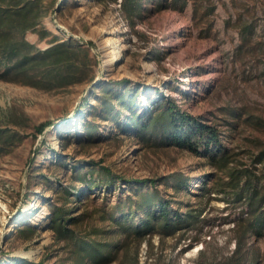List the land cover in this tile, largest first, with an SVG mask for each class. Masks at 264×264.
I'll return each instance as SVG.
<instances>
[{"label":"rangeland","instance_id":"obj_1","mask_svg":"<svg viewBox=\"0 0 264 264\" xmlns=\"http://www.w3.org/2000/svg\"><path fill=\"white\" fill-rule=\"evenodd\" d=\"M121 2L45 0V26L90 48L93 79L46 90L0 78V128L23 136L0 153V264H79L76 244L51 227L57 207L76 217L66 222L74 239L113 243L108 264H215L233 253L248 213L235 191H222L227 169L204 147L198 155L130 124L158 94L219 128L229 169L258 171L264 189V161L256 162L264 157V0H145L135 24ZM28 38L49 45L33 32ZM116 49L121 55L110 61ZM122 80L103 117L104 88ZM125 89L139 90L131 109L119 102ZM44 121L52 123L37 134ZM179 176L186 181L177 188ZM154 189L174 200L175 212L202 209L199 226L143 238L125 231L122 223L144 218L134 204ZM242 253L245 264H264V235L248 233Z\"/></svg>","mask_w":264,"mask_h":264},{"label":"trees","instance_id":"obj_2","mask_svg":"<svg viewBox=\"0 0 264 264\" xmlns=\"http://www.w3.org/2000/svg\"><path fill=\"white\" fill-rule=\"evenodd\" d=\"M144 4L145 0H122L121 9L128 20L135 24V17L142 14ZM48 13L49 9L45 0H0L1 79L17 81L46 90L60 89L86 79H93V58L90 48L77 40H67L45 26L44 20ZM29 32L38 34L40 40L46 39L48 47L41 48L36 42L31 41L28 38ZM127 81H119L116 85L108 84L104 88V93L101 95L105 109L103 117L110 119L106 112L110 113L115 109V87H121ZM138 95L139 90H122L119 102L123 109H131ZM150 102L151 111H146L144 115L137 111L133 113L130 119L133 127L138 128L141 133L148 130L160 131L161 137L167 144L186 148L198 155L202 154L201 147H204L208 150L211 161L217 163L219 168L227 169L230 177L229 188H224L225 190L222 191L223 193L228 189L235 191L233 195L247 209L248 216L242 218L246 226L236 238V248L233 253L215 264H245L242 253L245 237L250 232L264 235V189L261 185L263 174L248 167L229 169L230 157L227 150L222 149L221 132L216 126L200 123L196 118L183 112L174 100L159 96V94L158 98ZM51 123V121L39 123L35 127L37 134L43 132ZM92 124L90 122L87 130L89 138L92 137L94 129ZM10 131L8 128H0V153L11 150L23 140L21 134ZM213 145L220 146L219 154L211 149ZM263 161L262 156L256 160V162ZM105 173L112 178L108 170ZM93 180V177L88 180L91 187L96 185ZM185 181L182 176L177 177L176 187H181ZM68 192H70L69 189ZM173 201V199L162 196L157 189L146 192L134 204L137 209L145 213L144 218L129 225L122 223V228L138 238H143L155 233L156 229L174 234L181 228L198 227L202 209L193 208L185 213L175 212ZM67 213V209L57 207L52 217L51 227L56 230L60 239H71L76 244L75 251L81 260L79 264H86V261L93 264H108L114 261L113 243L98 239H74L66 222L76 217L66 216ZM23 229L25 227L19 230ZM30 230L33 231V229ZM114 246L119 247L120 243H114ZM16 264L45 263L24 259L17 261Z\"/></svg>","mask_w":264,"mask_h":264},{"label":"bare ground","instance_id":"obj_3","mask_svg":"<svg viewBox=\"0 0 264 264\" xmlns=\"http://www.w3.org/2000/svg\"><path fill=\"white\" fill-rule=\"evenodd\" d=\"M116 40L117 39H111L109 42H108V44H109V46L111 47V46H114V43L116 42ZM121 55V51H120V49H116V50H114V54H112V57L110 58V61H115V60H117V57L118 56H120Z\"/></svg>","mask_w":264,"mask_h":264}]
</instances>
